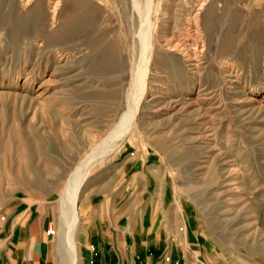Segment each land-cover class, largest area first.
<instances>
[{
  "label": "rangeland",
  "instance_id": "obj_1",
  "mask_svg": "<svg viewBox=\"0 0 264 264\" xmlns=\"http://www.w3.org/2000/svg\"><path fill=\"white\" fill-rule=\"evenodd\" d=\"M126 165L211 264H264V0H0V213L22 204L64 264L62 198L89 171L83 264Z\"/></svg>",
  "mask_w": 264,
  "mask_h": 264
},
{
  "label": "crops",
  "instance_id": "obj_2",
  "mask_svg": "<svg viewBox=\"0 0 264 264\" xmlns=\"http://www.w3.org/2000/svg\"><path fill=\"white\" fill-rule=\"evenodd\" d=\"M124 167L125 180L99 203L102 213L83 236V264H211L203 234L183 216H161L136 199L141 174ZM21 205L0 213V264H45L50 233Z\"/></svg>",
  "mask_w": 264,
  "mask_h": 264
},
{
  "label": "bare ground",
  "instance_id": "obj_3",
  "mask_svg": "<svg viewBox=\"0 0 264 264\" xmlns=\"http://www.w3.org/2000/svg\"><path fill=\"white\" fill-rule=\"evenodd\" d=\"M148 24H149V22H148ZM145 33H147V32H145ZM143 43H144V45H146L144 40H143ZM145 48H146V46H145ZM198 49L199 48L197 45V47L195 48V51ZM146 79L147 78L144 79V82H146ZM139 107H140V100H139V102L132 105L130 115H134L137 112V110L139 109ZM121 136L122 135H119V137H121ZM123 136H125V134H123ZM88 174H89V171H87L85 173H84V171L78 172V174H76L74 176V178H72L68 182L67 190L64 194V197L62 198V204H63L62 205V207H63L62 211H63V215H64L63 218H65V222H64L65 227H63V228H65V230H64L63 240H62L63 253L65 254V255L63 254V257H64L63 260L64 261L62 263H64V264H80L79 262H80L81 255H80L79 243L75 237L76 233H77L78 226H79V221H80L78 201L80 200V196L82 194L83 182H84V180Z\"/></svg>",
  "mask_w": 264,
  "mask_h": 264
},
{
  "label": "built area",
  "instance_id": "obj_4",
  "mask_svg": "<svg viewBox=\"0 0 264 264\" xmlns=\"http://www.w3.org/2000/svg\"><path fill=\"white\" fill-rule=\"evenodd\" d=\"M49 233H52V230H51V231H49Z\"/></svg>",
  "mask_w": 264,
  "mask_h": 264
}]
</instances>
